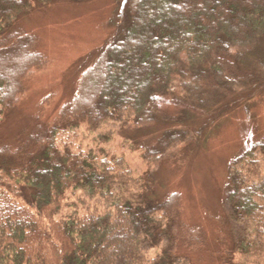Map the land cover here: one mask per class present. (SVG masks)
Returning a JSON list of instances; mask_svg holds the SVG:
<instances>
[{
	"label": "trees",
	"instance_id": "obj_1",
	"mask_svg": "<svg viewBox=\"0 0 264 264\" xmlns=\"http://www.w3.org/2000/svg\"><path fill=\"white\" fill-rule=\"evenodd\" d=\"M32 1L0 0V124L25 80L47 64L37 36L19 24ZM253 85L264 89V0H125L109 42L55 121L38 123L14 146L0 145V264H176L182 258L174 249H200L206 236L182 218L178 192H160L152 176L142 193L128 196L132 179L123 159L98 166L79 132L116 123L135 131L152 126V134L182 123L185 113L180 121L157 115L156 100L174 91L206 113L200 130L210 115L230 110L231 94ZM163 131L157 149L144 153L154 155L152 165L179 140L177 128ZM228 169L232 248L261 256L264 136ZM164 241L172 248L150 257Z\"/></svg>",
	"mask_w": 264,
	"mask_h": 264
},
{
	"label": "rangeland",
	"instance_id": "obj_2",
	"mask_svg": "<svg viewBox=\"0 0 264 264\" xmlns=\"http://www.w3.org/2000/svg\"><path fill=\"white\" fill-rule=\"evenodd\" d=\"M124 2L32 1L31 9L19 17V24L37 36L47 64L25 80L23 96L0 124V145L14 146L38 123L55 121L61 108L73 99L82 74L109 42L114 14L122 10ZM174 93V97L155 102L160 122L166 116L180 121L184 113L189 121L184 117L182 123H172L152 134L146 133L152 126H141L137 131L116 123L94 129L83 126L78 141L98 166L102 159H106L105 163L123 159L132 179L128 196L142 193L152 184L153 177L160 192L180 194L182 218L189 226L200 228L206 241L198 250L174 249L175 255L182 258L176 264H264V254L242 255L233 250L236 228L229 223L224 200L230 161L264 136V89L254 85L251 89H238L228 99L230 110L221 116L210 115L200 130L206 113L187 106L178 98V92ZM173 128L180 133L178 142L152 165L149 160L154 161V155L144 156L147 146L157 149L156 139L164 129ZM78 195L86 203L91 202L82 193ZM67 204L72 209L71 201ZM167 248L172 246L164 241L147 253L152 257Z\"/></svg>",
	"mask_w": 264,
	"mask_h": 264
}]
</instances>
